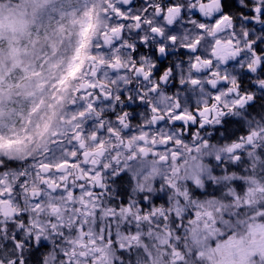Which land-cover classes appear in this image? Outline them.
<instances>
[{
	"label": "clouds",
	"instance_id": "obj_1",
	"mask_svg": "<svg viewBox=\"0 0 264 264\" xmlns=\"http://www.w3.org/2000/svg\"><path fill=\"white\" fill-rule=\"evenodd\" d=\"M0 264H264V0H0Z\"/></svg>",
	"mask_w": 264,
	"mask_h": 264
}]
</instances>
